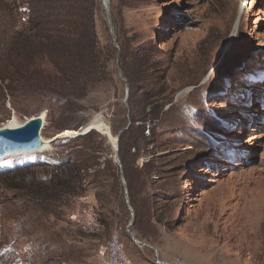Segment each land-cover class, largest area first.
Here are the masks:
<instances>
[{"label":"rangeland","instance_id":"rangeland-1","mask_svg":"<svg viewBox=\"0 0 264 264\" xmlns=\"http://www.w3.org/2000/svg\"><path fill=\"white\" fill-rule=\"evenodd\" d=\"M94 3L96 33L105 47L109 73L104 68L101 84L76 100L84 109L70 124L80 122L82 127L96 119L116 135L111 128L120 126L118 110L125 90L117 68L119 45L103 0ZM109 8L110 16H118L132 50L160 63L150 70L160 79L154 87L173 99L158 120L166 146L159 153L178 155L168 156L166 160H174L159 162L158 167L173 170L174 177L161 173L162 179L151 189L163 185L175 197L165 215L168 226L153 225V237L141 241L146 245L124 236L130 211L119 167L121 190L114 189L113 203L97 204L99 187L92 183L94 177L86 176L81 195L63 197L59 213L27 214L31 203L24 204L28 199L19 195L15 198L9 186L34 188L36 182L48 181L56 173L51 165L78 150V145L66 142L69 137L49 143L61 130L45 119L40 132L47 141L45 148L11 154L5 158L9 166L0 168V175L18 170L7 174V180L0 178V264H55L46 263L51 257L47 250L57 251L56 257L62 250L64 258L54 257L61 264H112L108 244L115 233L133 264H264V0H110ZM110 41L116 52L109 58ZM22 51L2 47L0 75L21 83L25 68H35L38 74L29 84L0 82V127L14 120L21 124L39 113L46 118L50 106L46 90L57 85L59 75L52 63L57 56L36 49L27 56ZM132 108L137 113L142 102ZM129 118L126 110V123L119 130ZM103 137L106 141L95 153L97 165L87 173L103 170L113 159L112 147ZM147 158L143 154L137 165ZM104 178V183L114 184L111 171L104 172ZM32 206L35 210L36 204ZM104 217L111 220L108 228L101 223Z\"/></svg>","mask_w":264,"mask_h":264},{"label":"trees","instance_id":"trees-1","mask_svg":"<svg viewBox=\"0 0 264 264\" xmlns=\"http://www.w3.org/2000/svg\"><path fill=\"white\" fill-rule=\"evenodd\" d=\"M94 8V0H0L1 52L2 47L8 50L22 48L25 51L22 52L27 56L35 49L37 53L57 56L56 60L52 59V63L59 76L57 85L46 90L50 94V106L47 107L45 118L55 130L81 127L80 122L75 125L70 124L75 121L74 117L77 113L84 109L78 106L76 100L86 97L90 91L95 90L103 78L99 75L104 73L107 61L104 58L105 47L99 42L96 33ZM111 17L119 45L117 68L128 85L127 106L122 102L118 110V114L121 116L120 126L111 129L114 134H117L119 128L126 123L125 111L128 110L131 123L119 138L118 156L127 187L128 202L134 213L129 229L138 240L149 242L148 240L153 237L154 233L153 225L168 226L165 215L169 209V203L175 199L173 194L166 192L169 190L161 188L163 185L159 186V191H151L152 187L162 179L163 174L161 173L167 175L169 172L168 176L174 177L170 176L173 170L163 172L158 167L159 162L161 165L174 160L173 158L166 160L168 156L178 155L177 152L159 153L165 151L166 146L161 138L162 133L158 130L160 122L158 120L164 115L163 112L161 113L164 105L170 103L171 106L173 99L171 95L164 94L154 87L160 79L153 76L154 74L150 70L151 68L158 69L160 63L150 60V57L141 50H132L131 41H128L129 44L125 42L118 16L113 13ZM106 47L112 51L108 57H113L116 49L111 41ZM80 62L81 66H79ZM105 70L109 73L106 68ZM23 71L25 73L21 71L20 74L21 83L18 78L1 75L0 82L7 80L10 83L29 84L32 80L35 81V75L38 74L37 69L25 68ZM27 75L30 76L26 77ZM44 77L49 76L40 75V79H44ZM49 78L53 80V78ZM139 81L141 83H138ZM138 91H141L140 95ZM139 101L142 102V109L134 113L132 107L136 106ZM54 105L55 110L53 109ZM105 141V138L95 130H91L77 139L66 141L72 146L78 145V150L60 164L51 165L56 173L51 175L48 181L36 182L34 188L24 185L9 186L16 193L14 197L17 198L16 196L19 195L20 198L28 199L24 200V204L31 203L32 210L26 208L29 215L32 211H42L54 215L59 213L58 208L63 197L81 195L83 192L82 180L87 176L94 177L95 180L92 183L95 181L99 187V191L95 193L97 204L113 203L114 189L121 190L117 181L118 164L110 158L106 161L107 166L103 170L97 169L93 173H87L89 169L97 165L98 156L95 153L99 145ZM151 143L153 144L151 145ZM143 154H146L148 158L142 164L137 165L139 157ZM42 165L45 164H40V166ZM109 171L114 176L113 185L103 181L106 179L104 172L108 174ZM16 172L18 170L7 171L1 174L0 178L7 180L9 178L7 174ZM15 176L18 178L19 175L15 174ZM34 203L36 204L35 210L32 206ZM121 205L123 206V201L120 196L119 206ZM112 213L111 211V215ZM106 218H102L101 223L108 228L111 220ZM129 219L128 216L127 220L129 221ZM36 229L38 227L34 226L33 230ZM124 236L130 240L129 233ZM47 252L51 257L47 259L46 263L54 261L55 264H61L54 258L57 251L50 253V250H47ZM58 257L64 258L65 253L60 250L56 258Z\"/></svg>","mask_w":264,"mask_h":264},{"label":"water","instance_id":"water-1","mask_svg":"<svg viewBox=\"0 0 264 264\" xmlns=\"http://www.w3.org/2000/svg\"><path fill=\"white\" fill-rule=\"evenodd\" d=\"M110 0H103V5L104 8L107 12V19L109 22V25L112 29V35L115 44V35H114V30H113V25L111 22V16H110V8H109ZM119 78L124 82L125 85V90H124V98L123 101L125 105L127 106V98H128V85L123 78L121 72H119ZM42 116L41 113L36 114L34 116L29 117L26 119L21 125L15 126V127H9V126H1L0 127V157L12 153V152H27V151H36L41 148L43 140L40 136L41 129L43 128V124L45 119V114ZM96 119H93L86 123L84 126L79 127V129H73L75 131V134H73L72 137H69V139H77L85 134H87L91 130H95L99 132L101 135L105 136L108 140V143H110L112 147V155H113V160L115 163L118 164L119 166V171H120V178L121 182L123 184L124 188V194H125V199L127 203V207L130 211V219L127 224V232L130 234L131 239L136 243V244H144L140 240L136 239L133 232L129 229V226L131 225L133 221V209L129 205L128 202V195H127V187L125 183V179L122 173V166L121 162L118 156V142L121 134L128 128L130 125V121L127 122L126 127L120 129L116 135H112L110 127L106 126L107 130L101 131L97 129V127L94 126ZM64 130V129H63ZM61 130V131H63ZM59 131L58 133H60ZM68 138V136H58L56 134L52 139L49 140V143H53L56 140L59 139H65ZM160 262V261H159ZM164 263V262H162Z\"/></svg>","mask_w":264,"mask_h":264},{"label":"built area","instance_id":"built-area-1","mask_svg":"<svg viewBox=\"0 0 264 264\" xmlns=\"http://www.w3.org/2000/svg\"><path fill=\"white\" fill-rule=\"evenodd\" d=\"M89 225H97V222H89ZM109 259L112 264H133L124 251L122 244L119 242L117 233L113 235L108 244Z\"/></svg>","mask_w":264,"mask_h":264},{"label":"bare ground","instance_id":"bare-ground-1","mask_svg":"<svg viewBox=\"0 0 264 264\" xmlns=\"http://www.w3.org/2000/svg\"><path fill=\"white\" fill-rule=\"evenodd\" d=\"M42 116H44L43 113H42ZM43 118L45 119V117H43ZM21 124L19 122H17L16 120H14V121H11L9 123V125H5V126L15 127V126H19ZM94 126L97 127V129H99L101 131L107 130V128H106L107 125L105 123L101 122L100 120L95 121ZM73 134H75V131L70 130V129H64L63 131H61L58 134V136H68V137H72ZM46 144H47V141L43 139V143H42L41 148L38 149V150H36V151L43 150L45 148ZM30 152H33V151H27V152H23V151L22 152H12V153H8V154L0 157V168L2 169V168H5V167H8L9 166V160L8 161L5 160V158H7L9 155L15 154V153H26V154H30ZM159 263H161V262H159ZM161 264H166V263H161Z\"/></svg>","mask_w":264,"mask_h":264}]
</instances>
